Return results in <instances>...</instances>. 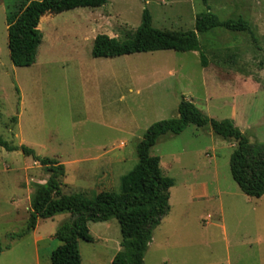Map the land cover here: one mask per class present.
<instances>
[{
  "label": "rangeland",
  "instance_id": "obj_1",
  "mask_svg": "<svg viewBox=\"0 0 264 264\" xmlns=\"http://www.w3.org/2000/svg\"><path fill=\"white\" fill-rule=\"evenodd\" d=\"M17 1L0 0V137L60 162L63 194L91 199L119 192L122 176L137 163L136 145L152 124L177 118L181 98L208 118L233 121L250 143H264V0H106L99 8L45 15L35 63L21 68L10 61L5 22L7 7ZM145 9L159 30L193 31L195 16L209 11L222 22L242 19L251 32L197 34L207 67L198 52L92 57L97 35L130 37ZM234 146L209 126L188 125L157 139L149 153L173 181L171 217L212 213V225L162 223L144 264H264V195L248 197L232 180ZM47 179L30 157L0 147V264H50L59 245L55 231L69 214L40 219L18 237L33 192ZM204 183L208 198L190 202V186ZM88 228L93 241L78 240L81 264H110L120 250L117 221Z\"/></svg>",
  "mask_w": 264,
  "mask_h": 264
},
{
  "label": "trees",
  "instance_id": "obj_2",
  "mask_svg": "<svg viewBox=\"0 0 264 264\" xmlns=\"http://www.w3.org/2000/svg\"><path fill=\"white\" fill-rule=\"evenodd\" d=\"M105 4L106 0H18L7 7L5 18L11 63L19 68L35 63L43 38L39 29L43 16L76 8H99ZM217 28L237 33L251 32L246 21L222 22L209 11L195 16L193 31L159 30L152 26L151 15L145 9L133 35L122 41L97 35L93 40L91 55L93 58H113L156 51L198 52L201 66L207 67L206 54L197 34ZM177 115V118L158 121L147 129L135 148L137 163L122 176L119 192H100L91 199L82 193H62L61 179L65 176V167L60 162L41 157L26 146L13 145L0 137L2 149L21 152L48 173L45 184L37 186L33 192L27 227L18 237L33 231L40 219L69 214V219L55 231L54 238L59 245L50 254V264H81L78 240L93 241L88 224L115 219L121 242L120 250L110 264H144L153 231L170 210L169 191L173 185V181L162 174L160 159L149 152L160 136L179 135L188 125L197 128L209 126L213 134L233 142L235 146L229 160L232 180L248 197L259 199L264 195V143H250L233 121L208 118L184 98L177 106Z\"/></svg>",
  "mask_w": 264,
  "mask_h": 264
},
{
  "label": "crops",
  "instance_id": "obj_3",
  "mask_svg": "<svg viewBox=\"0 0 264 264\" xmlns=\"http://www.w3.org/2000/svg\"><path fill=\"white\" fill-rule=\"evenodd\" d=\"M207 156V155H206ZM214 159V157H213ZM190 194H189V201L194 203L202 198H208V186L207 184H201V185H192L190 186ZM202 192V193H200ZM182 213V214H181ZM180 216L181 215H186L187 212H185V210H181ZM212 213H206L201 214V212L196 211L193 215L194 217H191V219L189 218H179V214L178 213H174V215H170V210L168 212V214L163 218V220L161 221V224L159 225V227L166 223L167 225H171L172 227L181 224V223H188L189 221H194V222H201L204 226H210L212 225ZM170 215V216H169ZM218 215V216H217ZM217 220L221 217L222 215V211L219 210V213H217ZM152 245V240L149 244V246ZM148 246V248H149Z\"/></svg>",
  "mask_w": 264,
  "mask_h": 264
}]
</instances>
